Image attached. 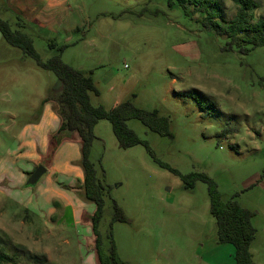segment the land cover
<instances>
[{
  "label": "rangeland",
  "instance_id": "374dc122",
  "mask_svg": "<svg viewBox=\"0 0 264 264\" xmlns=\"http://www.w3.org/2000/svg\"><path fill=\"white\" fill-rule=\"evenodd\" d=\"M213 1L226 26L236 4ZM254 1L250 24L264 18V0ZM194 11L176 0H0V18L13 29L26 25L42 61L62 54L73 68L94 71L101 95H92L93 106L111 110L132 98L139 108L169 115L173 137L137 119L128 126L158 160L182 175L208 176L223 202L234 199L255 212L251 253L255 264H264V47L245 55L236 46L227 50L228 36L206 29V14ZM59 87L53 71L0 34V249L9 264H81L87 256L97 264L89 225L95 205L85 202L82 183L70 187L51 175L45 186L53 191L44 202L38 189L46 175L34 187L26 182L39 165L52 167L49 151L35 149L33 158L11 164L20 131L41 120L43 99ZM95 134L91 160L108 187L100 226L106 248L111 232L129 264H235L234 247L218 242L207 183L188 190L145 146L121 149L107 120ZM4 169L14 178L1 176ZM57 187L69 202L83 204L78 221L54 198ZM114 201L130 223L110 226Z\"/></svg>",
  "mask_w": 264,
  "mask_h": 264
},
{
  "label": "trees",
  "instance_id": "16d2710c",
  "mask_svg": "<svg viewBox=\"0 0 264 264\" xmlns=\"http://www.w3.org/2000/svg\"><path fill=\"white\" fill-rule=\"evenodd\" d=\"M169 1L170 4L173 2V0ZM176 1L185 10H188V6H194L195 11L190 12L192 15L196 12L205 13L204 27L213 30L219 36H228L227 50H233L236 46L239 52L245 55L254 48L264 47V18H260L252 24L249 23V17L253 16L252 13L258 8L254 0H233L237 6L236 15L226 26L217 21L218 6L215 1ZM17 25L19 29H13L8 20L0 18L1 36L8 44L32 57L40 68L53 71L60 84L59 89L50 91L41 103L42 106L52 105L54 113L59 118L57 129L51 135L50 149L47 155L52 159L65 140L74 139L75 135L73 134H77L80 140L79 166L84 173L82 182L84 200L95 205L89 225L94 238L93 248L97 264H129L119 257L111 232L108 233L110 244L107 248L105 247L104 236L100 229L105 213V195L108 187L104 180L99 178L96 165L91 160V154L93 144L97 139L95 127L102 120L111 123L121 149L127 150L138 145L145 146L158 166L181 177L186 189H193L197 181L207 183L211 198L210 212L217 223L219 244H229L234 247L235 264H255L251 253V246L257 233L252 223L255 212L242 207L234 199L226 203L223 202L217 185L208 176L195 173L182 175L178 170L158 160L149 144L142 141L136 132L128 126L130 120L137 119L149 130L162 136L173 137L171 117L160 114L158 110L146 111L139 108L132 98L123 100L111 110H107L103 105L93 106L92 95L97 97L101 95L93 79L94 71H81L73 68L62 60V54H57L46 62L42 61L34 48L33 39L22 29L26 25L24 23ZM49 46L50 48L57 47L54 42H51ZM66 48L67 45H63L58 48V51L62 53ZM132 97L134 98L135 95ZM113 211L111 227L115 222L130 223L129 218L116 201L113 202ZM0 250V264L11 263L10 257L3 249Z\"/></svg>",
  "mask_w": 264,
  "mask_h": 264
},
{
  "label": "crops",
  "instance_id": "0c3cea01",
  "mask_svg": "<svg viewBox=\"0 0 264 264\" xmlns=\"http://www.w3.org/2000/svg\"><path fill=\"white\" fill-rule=\"evenodd\" d=\"M117 105L118 103H116L114 107H116ZM58 124H59V118L54 113V111L51 110V106H49V104L45 105L41 120L37 122V124L25 126L20 131L18 136V146L16 150L12 153L11 164L12 165L15 164L21 158H26V156H30V158H33L35 149L38 148H40L42 153L46 154L50 149L49 145H50L51 133L53 134L55 132ZM26 148H28L27 151L29 152L25 151L24 153V151L23 152L21 151L23 149L26 150ZM80 149H81L80 140L76 136L74 137V139L65 140L61 144V146L59 147V149L57 150V152L53 157L52 167L49 169L47 168L49 170V173L47 171V173L45 174L46 176L44 175L45 176L44 182L42 183L41 187L38 189L39 200L42 199V201L44 202H49L47 196L51 191H53V186H51L52 188L50 189L46 188L45 182L49 181L51 175L52 176L57 175V180L55 181H58L60 184L64 183L65 185H68L70 187L73 186V183L75 181H79L80 183L83 182L84 173L81 167L79 166V161L81 159ZM3 175H8L14 178V174H12L11 172H6L5 169L1 172V176ZM57 188L58 190L54 191L55 192L54 196H56L54 198H59L63 200L66 206L65 208L70 210L72 212L74 219L78 221V219L81 218L84 212L83 204H80L79 202L74 200L72 202H69L62 195L63 190L59 187ZM81 264H95V259L93 257L87 256L86 260L83 259L81 261Z\"/></svg>",
  "mask_w": 264,
  "mask_h": 264
},
{
  "label": "water",
  "instance_id": "95a60500",
  "mask_svg": "<svg viewBox=\"0 0 264 264\" xmlns=\"http://www.w3.org/2000/svg\"><path fill=\"white\" fill-rule=\"evenodd\" d=\"M48 169L44 165H39L34 172H32L26 182L27 187L36 186L41 178L47 173Z\"/></svg>",
  "mask_w": 264,
  "mask_h": 264
}]
</instances>
